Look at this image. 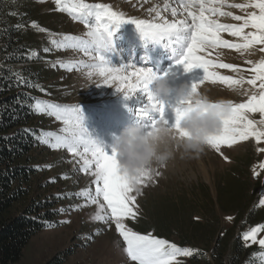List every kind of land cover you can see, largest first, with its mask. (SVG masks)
Here are the masks:
<instances>
[{"label":"rangeland","instance_id":"rangeland-1","mask_svg":"<svg viewBox=\"0 0 264 264\" xmlns=\"http://www.w3.org/2000/svg\"><path fill=\"white\" fill-rule=\"evenodd\" d=\"M85 2L109 5L113 11L123 12L128 17L152 19L155 13L149 10L153 8L162 10L166 0H85ZM168 2L179 7L178 0H168ZM33 3L37 11L43 15L44 20L39 27L34 28L38 38L43 42V50L40 53L44 56L50 53L45 57L46 59L50 58L51 69L55 70L56 76L52 82H49L54 83V86L50 88L49 86L53 84L48 83V90H45V93L50 94V96L46 94L39 101L64 105L78 104L84 114L85 127L92 137L109 153L114 148L116 138L126 127L142 125L148 131L149 128L145 126H150L151 120L148 117L141 118L138 115L140 110L149 105L145 94L137 92L136 95L126 98L123 92L117 91L115 84L106 85L99 75H88L91 69L84 68L80 65V62L92 63V61L82 49L57 47L52 43L53 40L60 41L65 34L86 38L88 26L80 20H74L68 13L59 11L54 0H43V2L33 0ZM234 3H246V0H227L222 10L232 12L234 15H246L250 11H258V9L241 10L228 7V4ZM163 15L169 20L183 18L182 15L172 17L170 10L164 11ZM216 18L224 24L240 23L231 16ZM92 23H95L94 17ZM126 24L121 25L119 28L123 27L125 29ZM40 28L48 31H40ZM119 28L115 31V34L119 33L116 38H122L123 40L117 43L118 45L113 42L112 49L102 54L115 67L126 65L146 67L140 62L131 61L129 56L120 55L119 48H123L121 52L126 49L124 41L129 42V37L126 29L121 30ZM251 30L249 28L245 31ZM221 35L225 39L237 41L236 37H231L227 33ZM149 43H152L149 48L152 52H155L157 43L152 41ZM261 47H264V45H255L244 51L243 54L223 47L215 49L213 50L212 59L239 65L242 71L234 73L227 69L215 70L223 75L235 78L242 75L246 81L252 76L250 71H246V69L252 67L247 61L256 63L264 59V52L260 51ZM45 48H50V51H44ZM162 49L169 54L166 56L167 60H165L162 68H159V66L147 68H151L157 75H163L171 67L172 72L169 73L168 79L173 88L184 85L191 88L193 83L203 79V69L194 68L191 72H185L182 65L173 67L175 58L172 51L164 46H162ZM245 90L249 93L256 91L247 83L244 84L243 89H236L210 81H205L198 88L199 94H205L211 101H232L234 103L246 101L247 96L243 94ZM181 100L174 91L167 101H164L166 105L164 119L168 122L167 126L169 127L175 124V109L183 107L180 103ZM42 114L48 119V126L43 132H51L57 135L65 134L62 132L64 128L62 121L57 120L53 115ZM159 115V112L155 110L149 113L152 119H159ZM248 116L250 119L257 121L261 119L259 113H248ZM50 139L54 143V137ZM260 148H264V142L258 144L254 138H249L247 141H240L231 146L222 145L219 152L207 145L199 153L183 156L177 154L166 167H158L153 171V179L148 181L146 187L141 188L142 194L137 197L140 211L138 219L135 221L126 220L125 223L138 232H140L138 229L146 225H154L153 217L150 216L151 213L162 212V217L174 213L175 210L183 207L190 198L194 199L191 190L200 183L207 184L213 196L216 197V179L220 176H226L227 171L237 170L239 172L244 170L250 179L259 178L264 184V152L259 151ZM40 149H46L45 151H47L42 155L44 165H52L51 168H48L46 175L42 176L41 179L39 178V180L54 181V185L45 192L47 196L59 201L58 210L62 208L69 209L74 204H83L84 199L82 197L66 195L78 193L86 187L91 188L93 192L95 190V185L92 183L94 177L82 170L80 158L63 147L53 149L47 144L40 143ZM247 158H251L248 166L245 165L247 164ZM157 171L160 173L159 176L155 175ZM65 175L68 177L67 179L63 178ZM260 192L263 196L264 185L261 186ZM99 199L103 202L102 197ZM96 210V205H89L79 210L60 212L58 224L46 226L43 230L37 232L26 246L24 256L13 264H45L61 252L67 254L64 264H132L122 251L124 242L117 232L114 222L109 226L92 221L91 216ZM218 213L222 217V223L225 226H230L233 221V214ZM148 216H150V220H148ZM229 217L231 219H228ZM60 221H70V223L61 224ZM97 228L103 229L100 235L95 232ZM140 233H151L153 236H157L154 231ZM168 241L178 246L177 241ZM179 257L186 256H178L175 264L179 263Z\"/></svg>","mask_w":264,"mask_h":264},{"label":"snow or ice","instance_id":"snow-or-ice-1","mask_svg":"<svg viewBox=\"0 0 264 264\" xmlns=\"http://www.w3.org/2000/svg\"><path fill=\"white\" fill-rule=\"evenodd\" d=\"M54 3L59 11L66 12L74 20H80L87 25L88 31L86 38L65 34L60 41L53 40L52 43L57 47L82 49L92 61V63L80 62L84 68L91 69L88 75H99L106 85L115 84L117 91L123 92L126 98L136 95L137 92L145 94L149 105L140 110L138 115L151 120L150 126H145L149 128V134L161 124L167 125L168 123L164 119L166 109L164 101L152 96V81L161 76L168 77L172 68L170 67L163 75H157L147 67L112 66L102 53L112 49V37L115 31L125 23L135 24L146 41L163 43L165 48L170 49L175 58L173 67L182 65L185 72H191L194 68H201L204 71L203 79L191 85L189 98L180 101L183 107L175 109L176 120L172 128L182 136L188 135L180 127V122L183 116L192 110L191 96L199 95L198 88L205 81L221 83L236 89H243L244 84L247 83L256 91L249 93L245 90L243 92L247 96L245 102L221 101L219 104L212 105L225 109L226 115L223 117L222 130L208 137L207 144L219 152L222 145L231 146L240 141H247L249 138H254L258 144L264 142V127H262L264 126V59L256 63L247 61L252 67L246 71H250L252 76L245 81L242 75L235 78L215 70L227 69L240 73L242 69L239 65L219 62L211 58L213 50L221 47L243 54L255 45H264V0H246V3L228 4V7L241 10L258 9L246 15H234L232 12L223 11L227 0H178L179 7L173 6L166 0L162 10L157 8L149 10L155 13L152 19L128 17L123 12L113 11L109 5L86 3L85 0H54ZM168 10L172 17L182 15L183 18L169 20L163 15V12ZM219 16H231L240 23L224 24L216 18ZM93 17L95 23H92ZM32 25L39 27L35 21ZM249 28L252 30L245 31ZM39 30L48 31L43 28ZM222 33L236 37L237 41L223 38ZM44 51L47 52L50 49L45 48ZM260 51L264 52V47H261ZM35 55L33 52L32 56ZM13 75L18 83L26 82L21 73H13ZM33 109L37 114L53 115L64 124L62 129L64 135L42 132L38 137L39 142L53 149L66 148L74 156L80 158L82 170L94 177L92 181L95 185L94 192L86 187L78 193L66 194L82 197L84 203L74 204L69 209L62 208L59 210L61 213L96 205L97 210L91 216L92 221L109 226L114 222L124 242L122 251L132 264H175L178 256H189L198 251L179 247L151 233L141 234L127 226L126 220L135 221L140 215L137 197L142 194L141 188L146 187L148 181L153 179V170H142L136 176H129L123 172L115 147L109 153L92 137L85 127L84 114L78 104L64 105L37 101ZM154 110L159 112V119H152L149 116V113ZM248 113H259L261 119L258 121L250 119ZM51 137H54V143ZM258 150L264 152V148ZM45 167L51 168L52 165ZM155 175L159 176L160 173L157 171ZM63 178L68 177L65 175ZM100 197L103 198V202L99 199ZM260 204L264 205V198L260 200ZM59 223H70V221ZM48 226L55 225L49 224ZM262 230H264V225L253 227L243 233L242 238L245 241L258 243L264 249V238L257 241V234ZM102 231L101 228L95 229L97 235H100Z\"/></svg>","mask_w":264,"mask_h":264},{"label":"trees","instance_id":"trees-1","mask_svg":"<svg viewBox=\"0 0 264 264\" xmlns=\"http://www.w3.org/2000/svg\"><path fill=\"white\" fill-rule=\"evenodd\" d=\"M35 7L33 0H0L1 264L18 262L31 238L49 224H58L60 213L59 201L45 193L53 180H39L48 170L42 159L47 151L40 149L38 140L48 119L37 114L33 105L48 95L47 84L56 76L50 58L46 59L50 53L46 57L40 53L43 42L32 22L40 26L44 20ZM13 73H21L26 82L18 83ZM245 172L231 170L217 178L216 197L207 184L195 185L194 199L166 217L162 212L151 213L154 225L138 230L154 231L177 241L179 247L198 250L179 257L178 264H264V249L242 238L253 227L264 225V205L260 204L264 184ZM218 212L233 214L230 226L222 223ZM262 238L264 230L257 234V241ZM66 258V252H61L45 264H64Z\"/></svg>","mask_w":264,"mask_h":264},{"label":"clouds","instance_id":"clouds-1","mask_svg":"<svg viewBox=\"0 0 264 264\" xmlns=\"http://www.w3.org/2000/svg\"><path fill=\"white\" fill-rule=\"evenodd\" d=\"M151 86L152 96L157 100L167 101L174 91L181 99L189 98L190 88L187 85L173 88L168 77L154 79ZM191 99L192 110L180 122L186 136L165 124L151 134L142 125H131L122 130L114 147L123 172L136 176L145 169L155 171L158 167H166L177 154L183 156L205 149L207 138L222 130L226 110L213 107L220 102L211 101L205 94L191 96Z\"/></svg>","mask_w":264,"mask_h":264},{"label":"bare ground","instance_id":"bare-ground-1","mask_svg":"<svg viewBox=\"0 0 264 264\" xmlns=\"http://www.w3.org/2000/svg\"><path fill=\"white\" fill-rule=\"evenodd\" d=\"M133 32V31H132ZM131 31H130V34H132L131 36H132V38L131 39H135L136 37L134 36V32L132 33ZM159 47H162V46H160L159 45ZM160 52H162L163 50H159ZM155 58H156V56H155Z\"/></svg>","mask_w":264,"mask_h":264}]
</instances>
